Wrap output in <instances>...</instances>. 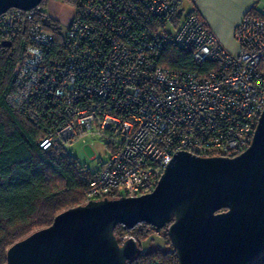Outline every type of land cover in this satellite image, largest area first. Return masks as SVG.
Segmentation results:
<instances>
[{
	"label": "built area",
	"instance_id": "1",
	"mask_svg": "<svg viewBox=\"0 0 264 264\" xmlns=\"http://www.w3.org/2000/svg\"><path fill=\"white\" fill-rule=\"evenodd\" d=\"M184 1L76 0L66 29L52 0L0 15V49L19 40L23 50L8 100L43 130L39 147L68 154L89 136L110 147L98 168L83 169L90 200L153 191L180 152L234 157L252 142L264 112V18L243 17L234 55L197 12L182 16ZM169 46L216 69L164 66Z\"/></svg>",
	"mask_w": 264,
	"mask_h": 264
},
{
	"label": "water",
	"instance_id": "2",
	"mask_svg": "<svg viewBox=\"0 0 264 264\" xmlns=\"http://www.w3.org/2000/svg\"><path fill=\"white\" fill-rule=\"evenodd\" d=\"M41 1L0 0V15ZM170 221L168 234L180 264H252L264 253V112L241 154L180 152L153 191L67 209L50 226L13 244L6 264H127L140 245L134 238L121 245L116 226L148 223L161 229Z\"/></svg>",
	"mask_w": 264,
	"mask_h": 264
},
{
	"label": "trees",
	"instance_id": "3",
	"mask_svg": "<svg viewBox=\"0 0 264 264\" xmlns=\"http://www.w3.org/2000/svg\"><path fill=\"white\" fill-rule=\"evenodd\" d=\"M63 1L70 5L76 2ZM60 26L59 22L53 25L57 32L56 49L62 41ZM22 55L19 40L0 49V264L7 263V251L13 244L50 226L59 213L90 201L88 184L81 178L85 166L73 161L69 153L40 148L43 130L8 100L14 89L15 67ZM162 63L170 68L198 71L201 76L216 69L212 62L196 64L192 50L176 46L167 48ZM223 211L226 209L219 212ZM171 223L161 229L148 223L133 228L117 225L115 235L121 245L129 238L140 245L139 254L127 264H180L168 234ZM155 233L165 235L172 248L142 251V242ZM252 264H264V253Z\"/></svg>",
	"mask_w": 264,
	"mask_h": 264
},
{
	"label": "crops",
	"instance_id": "4",
	"mask_svg": "<svg viewBox=\"0 0 264 264\" xmlns=\"http://www.w3.org/2000/svg\"><path fill=\"white\" fill-rule=\"evenodd\" d=\"M188 2V13L195 11L201 16L225 49L231 54H238L239 44L235 39V29L243 17L249 12L264 18V0H197ZM185 1L181 7L184 17ZM186 16V15H185Z\"/></svg>",
	"mask_w": 264,
	"mask_h": 264
},
{
	"label": "rangeland",
	"instance_id": "5",
	"mask_svg": "<svg viewBox=\"0 0 264 264\" xmlns=\"http://www.w3.org/2000/svg\"><path fill=\"white\" fill-rule=\"evenodd\" d=\"M188 2L185 1L184 7L186 8L185 15L188 12ZM53 16L57 18L64 29L67 28L74 13L73 5L64 2L63 0H52V5L49 9ZM68 153L76 158L82 166L91 170L98 168L101 162L105 161L110 154V147L107 145L105 139L97 136H89L86 142L82 140L72 144ZM169 250L172 245L168 242L165 235L157 233L152 234L147 240L141 244L142 251H149L152 249Z\"/></svg>",
	"mask_w": 264,
	"mask_h": 264
}]
</instances>
